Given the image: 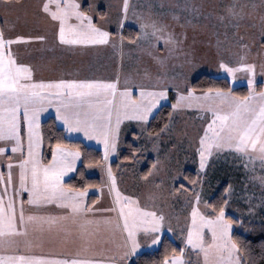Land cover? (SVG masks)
Wrapping results in <instances>:
<instances>
[{
  "label": "snow or ice",
  "instance_id": "6c2138e0",
  "mask_svg": "<svg viewBox=\"0 0 264 264\" xmlns=\"http://www.w3.org/2000/svg\"><path fill=\"white\" fill-rule=\"evenodd\" d=\"M88 7L91 10L93 6ZM128 8V0H124L125 19ZM235 8L234 4L230 6L229 15L239 14ZM80 9L77 0L42 3L43 13L57 23L60 44H108L111 33ZM140 29L137 38H147L157 36L163 26L158 27L156 21L141 22ZM160 38L167 43L172 35ZM45 39L42 35H6L0 28V142L5 145L0 146V157H6L0 159L6 167V171L0 170V264H125L142 248V239L145 247L160 244L165 216L141 206L138 198L120 190L109 157L117 151L121 124L129 120L146 125L153 110L167 99L168 89L135 85L128 80L121 84L119 76L112 80L36 79L33 67L19 62L12 46ZM124 40L121 36V44ZM219 68L232 81L237 72L249 73L248 93L237 95L231 88H208L198 95L195 88H186L177 92L171 105L173 110L196 108L204 114L205 126L195 148L201 174L191 181L192 197L187 202L190 223L182 230L183 247L179 251L172 248L159 264H192L185 259V249L195 252L197 264H242L241 246L232 234L234 224L242 221L226 216L228 200L205 202L201 210V193L196 186L204 183L202 170L214 153L235 152L246 162L264 163V89L256 91V66L243 58L235 66L221 60ZM49 107L55 108V122L61 123L63 132L54 144L49 138L45 149L41 114ZM88 141L103 145L100 160L94 159V145ZM8 146L13 155H6ZM78 162L84 167L78 169ZM95 166L106 175L104 187L110 208L92 206L99 196L91 204L86 203L93 185L76 188L65 183L69 173L79 172L83 178L85 170ZM261 181L264 183V178ZM49 209H56V213ZM167 231L172 228L168 226ZM35 233L78 239L80 249L74 253L37 254L34 249L41 245L31 238ZM98 244L117 251L112 256L97 254L94 249Z\"/></svg>",
  "mask_w": 264,
  "mask_h": 264
},
{
  "label": "rangeland",
  "instance_id": "374dc122",
  "mask_svg": "<svg viewBox=\"0 0 264 264\" xmlns=\"http://www.w3.org/2000/svg\"><path fill=\"white\" fill-rule=\"evenodd\" d=\"M43 2L45 0H0V28L5 30L6 35H42L46 38L44 41H30L34 48L33 54H35L33 69L36 79H54L58 71L67 72L68 78H79L82 74L78 72L79 70H75L77 64L70 65L71 62L68 61L67 70L61 71V66L57 61L45 57H53L55 53L53 49L57 45H49L51 42L49 40L58 38V28L54 27V21L48 20L51 19L50 16L48 18L43 13ZM77 2L81 6H86V3L88 6L91 4L93 7L90 15L93 19L103 17L106 20L104 22H109L117 33L122 23L127 28H131L130 21L134 15L139 14L141 9L144 12L147 11L145 13L149 15L148 18H151L150 21L164 23L162 24L163 31L160 32L163 37L177 30L172 33L173 39L167 42L171 55L164 56L162 71L158 70V73H155L154 70V77L151 76L152 62H145L146 70H142L143 79H140L141 75L137 71L142 66L137 68V64L134 66L130 64V69L135 71L140 79L138 81H141L138 85L151 84L157 86V89L160 87L168 89L167 99L163 100L156 110L163 105L171 106L176 100L177 92L192 88V81L202 74L225 77L233 88L241 86L248 88L249 73L237 72L236 80L232 81L219 68L221 60L229 63L230 66H235L241 58L247 63L255 64V89L258 83L264 84V0H128L127 19L123 15L124 0H77ZM233 4L236 6L235 11L239 13L237 16L229 15L228 9ZM50 6L53 10L55 9L54 2ZM28 19H35V25L29 27L18 25L21 22H27ZM138 27L140 28V24ZM151 37L156 36L149 35L148 38ZM140 38L145 39L143 35ZM28 42H21V47L28 45ZM126 42L127 38L124 43ZM16 45L14 44L12 48ZM47 49L51 50L50 54ZM173 49L175 51L172 53ZM111 53L115 55L112 60V69L109 68L105 76L95 71L96 75L94 74L92 79L112 80L119 76L120 83L124 84L127 80V55L119 51ZM21 56L25 57L26 54H21ZM101 60L106 65L103 55ZM99 73H101L100 70ZM85 77L86 75H82L80 79H89ZM135 94L138 95V91L134 92ZM48 113H55V109H47L42 113L41 123L48 117ZM203 115L196 108L172 109L169 124L157 134H150L147 131L148 123L141 126L136 121L125 120L120 127L117 151L109 157V163L116 174L120 190L125 195L138 198L141 206H147L150 210L157 211L158 214H164L165 228L161 233V239L167 234L180 239L183 243L182 230L190 223V205L187 202L192 197V190L188 188V186L191 188V185H188L184 171L189 168L201 174L199 156L195 148L198 147V138L202 135V128L205 126ZM57 125L62 127L60 122ZM131 132L136 133L134 141L142 146L144 153V157L135 163L120 160V149L125 148V140ZM87 143L103 150V145L99 142L88 141ZM0 146L5 145L0 142ZM6 155H13L10 146L7 148ZM148 158L153 159L152 163ZM0 159H6V157H0ZM245 163H247V168H245ZM80 164L78 162L77 168ZM148 164H150L149 167H147ZM0 170L6 171V167L0 164ZM86 171L88 175L97 176L100 179V185L89 187L88 196L85 198L86 203L91 204L92 199L99 196L97 204L92 206L101 209L110 208L111 200L107 194V188L104 187L107 178L102 168L95 166ZM202 174L204 183L202 185L198 183L196 186L201 193V210H204L205 202L208 203L206 198L209 196V188L207 186L226 183L227 198L239 201L246 210L242 211L236 207L231 209V215L239 221L248 219L254 222H264V183L261 181V178H264V163L259 160L246 162L239 154L224 151L214 153L209 158ZM74 175L75 173H69L65 181ZM181 185L184 186L182 189ZM23 198L27 200L26 194ZM48 211L56 213V209ZM225 212L227 216L226 209ZM240 225L234 224L233 230L241 229ZM168 226L172 228L171 232L167 231ZM45 235L50 238L53 248L59 250L60 248L66 250L65 246L73 242V238L70 237L65 239L59 247L62 237L55 233H35L31 238L37 244L42 245ZM141 243L142 248L138 251L151 250L159 246L145 247L143 239ZM195 261L197 262V256Z\"/></svg>",
  "mask_w": 264,
  "mask_h": 264
},
{
  "label": "trees",
  "instance_id": "16d2710c",
  "mask_svg": "<svg viewBox=\"0 0 264 264\" xmlns=\"http://www.w3.org/2000/svg\"><path fill=\"white\" fill-rule=\"evenodd\" d=\"M123 33L124 37L133 40L136 38L138 30L136 28H127V26H125ZM191 87L195 88L196 92L205 91L208 88H231V90L237 95H246L248 93V88L246 86L233 88L227 78L214 77L207 74H202L194 79L191 83ZM263 88V83H258L256 85L257 91H260ZM170 113L171 117L169 116ZM171 118V106L169 104L161 106L148 121L147 131L150 134H157L161 132L165 128V125L169 124ZM41 130L45 136V149H47V141L49 138H51V142L54 144L56 138L61 136L63 132V128L57 125L55 118L52 116L42 121ZM134 136H136V133L131 132L125 140V148L120 149L121 161L135 163L138 159L144 157L142 146L138 142L134 141ZM102 155L103 150L94 147V159L100 160ZM125 157H127V159H125ZM148 159L150 163H152L153 159ZM149 166L150 164H148L147 167ZM83 167L84 165L81 163L78 166V169ZM199 174L200 173L192 169H185L184 177H187L186 180L188 185H191V181L197 179ZM65 183L71 184L76 188L84 187L86 184H91L94 187L100 185V179L97 176L88 175L87 171L85 170L83 178L80 177L79 172H76L75 175L67 179ZM207 187L209 188V196L206 195L208 196L206 198V200H208V204H219L222 200H228V205L225 209L227 210V216L233 221H237V219L231 215V209L239 207L240 210L246 211L244 205L239 201L229 200L227 198V194L225 192V189H227L226 183H220ZM188 188L191 189L190 186H188ZM240 227L241 229H234L232 234L238 239V242L240 243L242 264H264V222H254L244 219ZM181 247H183V243L180 239L173 238L165 234L163 235L161 242L156 249L137 254L131 264H159V261L165 255L171 254L172 248H175L177 251H179ZM185 254H187L188 260H191L192 264H194V252L189 249H185Z\"/></svg>",
  "mask_w": 264,
  "mask_h": 264
},
{
  "label": "crops",
  "instance_id": "0c3cea01",
  "mask_svg": "<svg viewBox=\"0 0 264 264\" xmlns=\"http://www.w3.org/2000/svg\"><path fill=\"white\" fill-rule=\"evenodd\" d=\"M80 10L81 11H87L89 15L91 14V11L88 8L87 3H86V6H81ZM145 12H147V11H145ZM145 12L143 9H141L139 14L134 15L132 21H130L132 24L131 27L136 28L138 30V33H140L139 32L140 28L138 27V25L141 22H149V23L151 22L150 21L151 18H148L147 16H149V15L146 14ZM151 15H153V14H151ZM141 17H143V20H141ZM48 18H49V16H48ZM48 20H52V19H48ZM104 21H106V20H104L103 18L101 19L99 17L93 19L94 23H96L98 26L104 27V29L106 31L111 33V37H110L108 44H106V45L68 46V45L60 44L58 42V38H56L53 40H49V41H51L49 45H57V47L53 49V51H55V53L53 54V57H51V56H45V57H50V58H53L55 61H57L61 66V71L67 70L68 61L71 62L70 65L77 64L75 70H79L78 72H80L82 75H86L85 78L92 79L94 74L96 75V73H94L95 71H98L97 74H102L103 76L107 75V72H109V68L112 69V66H113L112 60L115 56L111 52L113 51V52L117 53L119 51L120 53L122 52L124 55H127V62H128L127 80L129 81V83L135 84V85H138L139 82H141V81H138L139 77L136 76L135 71L130 69V64H132L133 66L135 64H137V66H136L137 68H138V66L139 67L142 66L141 69L137 70L138 73L141 75L140 79L144 78V73L142 70H146L145 62H152V65H151L152 66V70H151V76L152 77H154V70L156 71L155 73H158V70L162 71V60H163L164 56L165 55H171L170 54L171 50L169 49L167 43L165 42V40L163 38H160V37H163V34L158 33L157 36L154 38L153 37H151V38L147 37L143 40L141 38H137V36L133 40H130L127 38V42L124 43L125 42V40H124V42L121 44L120 37L121 36L124 37V33H123V29L125 27L124 24L122 23L123 26L122 27L120 26V29L118 32L119 34H118L116 32V29H113L109 22H104ZM50 23H52V22H50ZM136 23H138V25H136ZM162 24H164V23L163 22L157 23L158 27L162 26ZM18 25L21 27L22 26H28V27L34 26L35 25V19H31V20L28 19L27 22H21ZM55 26H56V28H58L56 22L54 23V27ZM148 31H149V29H148ZM176 31L177 30H173L169 34L173 35L172 33L176 32ZM150 32L151 31H149V33ZM172 39H173V36H172ZM13 50L15 51V53L17 52L16 54H17V58H18L19 62L27 63V64L31 65L32 67H34L33 60L35 61V54H33L34 48L31 46L30 41L28 42V45H25L23 47H21L20 43L17 44L16 47L13 48ZM174 51H175V49L172 50V53ZM47 52L50 54L51 50L47 49ZM21 54H26V56L25 57L21 56ZM102 55L105 58L106 65L103 64V62L101 60ZM99 70L101 71V73H99ZM67 75H68L67 72H59L58 71V73L55 74L54 79H58V78H66L67 79L68 78ZM159 75H161V74H159ZM34 77L36 78L35 72H34ZM80 77L78 79H80ZM155 78L157 79V75L155 76ZM49 79H51V78H49ZM105 80H108V79H105ZM142 86H144V87H157V86H154L151 84L150 85L149 84H143ZM134 92H137V91H134ZM135 95H137V94H135ZM48 109H55V108L49 107ZM154 110H156V109H154ZM156 111H153L152 116L156 113ZM47 116L48 117L52 116L55 118V113H50ZM56 123H58V122H56ZM56 238H58V237H56ZM60 241H61V244L59 245V247L62 246V243L65 241V239L61 238ZM72 241L73 242L71 245L65 246L67 248L66 250L64 248H60V250H59V249L53 248L50 238H48V236L45 235L44 239H42V242H43L42 245L40 247L34 249V252L37 254H40V253L47 254V253H53V252L54 253H74V252H77L80 249V241L78 239H74V238ZM110 247L111 246H105L103 244H98L96 246V248L94 249V251L97 254L103 253L105 256H112L113 254L116 253L117 250L113 248L111 251H109ZM151 250H154V249H151ZM151 250L143 249L142 251H138L139 252L138 254H140L144 251H151ZM135 256L136 255H134L132 258L127 260L125 262V264H131L133 262V259L135 258ZM185 259L188 260L187 254H185ZM195 259H196V254L194 252V264H197Z\"/></svg>",
  "mask_w": 264,
  "mask_h": 264
}]
</instances>
